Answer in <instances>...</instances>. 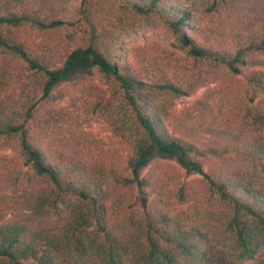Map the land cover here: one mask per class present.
Here are the masks:
<instances>
[{
	"label": "trees",
	"instance_id": "1",
	"mask_svg": "<svg viewBox=\"0 0 264 264\" xmlns=\"http://www.w3.org/2000/svg\"><path fill=\"white\" fill-rule=\"evenodd\" d=\"M0 264H264V0H0Z\"/></svg>",
	"mask_w": 264,
	"mask_h": 264
},
{
	"label": "rangeland",
	"instance_id": "2",
	"mask_svg": "<svg viewBox=\"0 0 264 264\" xmlns=\"http://www.w3.org/2000/svg\"><path fill=\"white\" fill-rule=\"evenodd\" d=\"M71 2H73V0H71ZM143 42H159L161 45H171L172 40L161 29H149L146 32H143L137 36H133L126 42V44L127 46H130L136 43ZM169 48L170 50L176 51V49L171 46H169ZM130 62L132 65H136L137 63L133 57H130ZM90 85H95L103 89L108 88L106 83L101 81L99 74H95L94 81L90 82ZM217 86L218 83L206 84L200 89H198L192 96L181 98L177 102V112L184 113L196 111L195 103L198 100H201L205 94H208L210 91L214 90V88H216ZM80 88V85H64L58 92L55 93V97L48 103V106H51V108H54L55 110L61 111L65 114H74V116H77L79 121L78 129L84 134H86L90 140L94 141L99 148H105L110 145L112 146V144L114 146H119V138L115 136L112 127L102 117L95 116L91 113L86 112L84 108V101L87 100V98L86 96H84ZM217 101L218 96L214 95L212 98L209 99V104L211 106H214ZM58 122L59 124H66L64 119H61ZM162 167H168L165 170L174 171L177 174V178L179 180L193 183V186L195 185V180L198 179V176L185 175L184 172L173 163H170L169 165H164ZM206 170H208V167H206Z\"/></svg>",
	"mask_w": 264,
	"mask_h": 264
}]
</instances>
